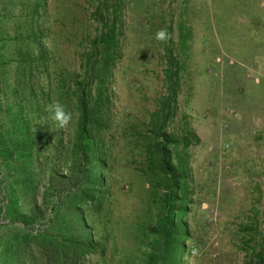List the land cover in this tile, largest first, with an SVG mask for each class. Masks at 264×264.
Segmentation results:
<instances>
[{"label": "rangeland", "instance_id": "1", "mask_svg": "<svg viewBox=\"0 0 264 264\" xmlns=\"http://www.w3.org/2000/svg\"><path fill=\"white\" fill-rule=\"evenodd\" d=\"M113 20L119 52L107 79L104 143L119 188L92 213L105 253H84L80 263L146 264L164 208L139 191L144 175L135 170L166 106L159 139L163 132L176 139L189 182L183 264H264V0H0V152L13 148L0 155V204L6 209L13 189L18 196L14 218L0 214V234L23 231L27 220L33 233L45 231L57 204L70 203L75 80L85 77L93 41ZM17 29L36 42L19 41ZM162 29L164 41L156 39ZM25 45L32 65L17 53ZM55 102L74 114L64 128L50 118ZM25 178L37 182L35 192L24 190ZM67 233L48 228L61 246H69ZM47 243L21 233L0 244V264H64L68 256Z\"/></svg>", "mask_w": 264, "mask_h": 264}, {"label": "trees", "instance_id": "2", "mask_svg": "<svg viewBox=\"0 0 264 264\" xmlns=\"http://www.w3.org/2000/svg\"><path fill=\"white\" fill-rule=\"evenodd\" d=\"M36 4L35 12L37 13L41 3L36 2ZM98 9L99 15L104 18L101 5ZM105 25L106 30H102L94 39V51L86 59L87 71L85 72V77L82 80H75L77 87L74 93L77 100L78 124L74 130L75 145L72 155L74 181L70 184L71 190L65 195V197L68 196L67 200L70 203L62 201L57 204L56 209H54L55 214L45 231L33 233L29 230V224H27L29 221H23L25 224L24 228L21 227L23 231L7 232V235L1 232L0 244L9 242L13 238L19 237L22 233L26 240L33 237L34 241L48 242L47 247L49 250H54V248L62 250L66 257L68 256L67 260L63 262L64 264H81L80 259L84 253L97 251L98 248L102 249V253H105L106 236H101L103 232L98 235L99 232L91 229L96 222L92 213L99 209L102 211L105 208L103 203L109 204L113 202L111 198L118 192L119 188L117 185L118 181L114 182L116 169L112 161L113 157L109 154V150L104 143V127L107 126L106 115L110 103L107 79L111 64L118 55L119 45L117 43L116 20H113L110 25ZM16 32H18L17 39L19 41L24 38H33L36 42V34L32 33V35L28 34L25 36L19 29ZM25 49L18 47V55L21 58L29 57L30 65L34 62L36 63L34 54L27 51L26 45ZM41 50L37 54V60H40L45 65V54ZM168 65L167 74L171 82L170 91L173 94L176 90L174 89L172 77L176 72H173L172 61L169 60ZM37 66L35 65V67ZM30 88L37 95L32 85H30ZM164 108L160 122L154 126L155 130H152L153 137L147 138L149 142L140 148L139 154L143 158L140 162L141 166L136 167L135 170V172H140V175H144V182L141 187H138L139 191L147 192L155 203L158 199V205L164 208L162 219L153 227L156 240L152 243L146 264H183L182 258L186 248L185 238L188 236V229L182 216L187 209L186 203L190 194L189 182L176 139L167 132H163L162 139H159L160 135L158 132L161 133L168 122L169 113L166 112V106ZM21 112L22 110L20 109L15 113L16 120L19 119ZM20 119L25 120V116L22 115ZM31 132L32 130L27 128L26 135L35 142L37 137L32 139L30 137ZM43 142L45 145L48 144L45 138ZM189 142L187 141L185 144L187 145ZM34 147L35 145L31 143L29 151ZM2 149L3 153L0 152V155L5 156V158L9 154H13L11 146H6ZM173 151L178 157L176 161L173 157ZM25 179L26 181L22 183L25 185L24 190L35 192L38 186L37 182H32V178L30 181H27V178ZM129 182L134 183L133 180H129ZM162 189H165L164 194L161 193ZM17 197L13 189L6 209L0 204V214L5 211V217L7 218L15 215ZM48 228L51 230L58 229L59 231L67 230V235L70 237L69 246L67 247V241L64 245H59L55 240L58 236H48ZM56 256L62 257L63 255L58 254ZM260 257L262 260V256Z\"/></svg>", "mask_w": 264, "mask_h": 264}, {"label": "clouds", "instance_id": "3", "mask_svg": "<svg viewBox=\"0 0 264 264\" xmlns=\"http://www.w3.org/2000/svg\"><path fill=\"white\" fill-rule=\"evenodd\" d=\"M168 38L166 30H159L156 33V39L164 41ZM50 118L58 125L60 128H64L69 125L74 120V114L68 110L65 105L55 102L49 105Z\"/></svg>", "mask_w": 264, "mask_h": 264}]
</instances>
